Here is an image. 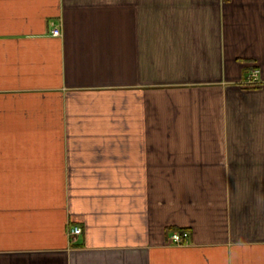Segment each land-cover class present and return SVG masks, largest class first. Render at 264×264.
Returning a JSON list of instances; mask_svg holds the SVG:
<instances>
[{"label":"crops","instance_id":"1","mask_svg":"<svg viewBox=\"0 0 264 264\" xmlns=\"http://www.w3.org/2000/svg\"><path fill=\"white\" fill-rule=\"evenodd\" d=\"M0 264H264V0H0Z\"/></svg>","mask_w":264,"mask_h":264},{"label":"built area","instance_id":"2","mask_svg":"<svg viewBox=\"0 0 264 264\" xmlns=\"http://www.w3.org/2000/svg\"><path fill=\"white\" fill-rule=\"evenodd\" d=\"M51 33L54 36H60L61 35V31L58 27H53ZM69 231H70L71 235H74V234L80 233L82 231V229L78 226H75V227L70 228ZM189 235H190V233L188 230H183L182 232L174 231L171 234L170 242H173L176 244H185L188 242Z\"/></svg>","mask_w":264,"mask_h":264},{"label":"trees","instance_id":"3","mask_svg":"<svg viewBox=\"0 0 264 264\" xmlns=\"http://www.w3.org/2000/svg\"><path fill=\"white\" fill-rule=\"evenodd\" d=\"M175 230L182 232L183 231V228H175Z\"/></svg>","mask_w":264,"mask_h":264}]
</instances>
